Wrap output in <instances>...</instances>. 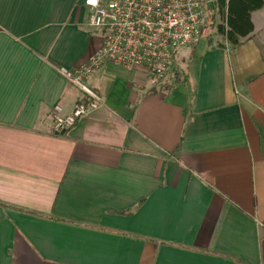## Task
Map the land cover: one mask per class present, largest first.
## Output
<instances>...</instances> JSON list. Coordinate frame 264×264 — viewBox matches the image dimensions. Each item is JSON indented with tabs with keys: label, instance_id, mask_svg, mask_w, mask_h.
Listing matches in <instances>:
<instances>
[{
	"label": "crops",
	"instance_id": "0c3cea01",
	"mask_svg": "<svg viewBox=\"0 0 264 264\" xmlns=\"http://www.w3.org/2000/svg\"><path fill=\"white\" fill-rule=\"evenodd\" d=\"M88 16L0 0V264H264V6L237 46L176 52L173 88L105 63L103 105L57 132L83 98L57 69L102 42Z\"/></svg>",
	"mask_w": 264,
	"mask_h": 264
},
{
	"label": "built area",
	"instance_id": "2783aa9c",
	"mask_svg": "<svg viewBox=\"0 0 264 264\" xmlns=\"http://www.w3.org/2000/svg\"><path fill=\"white\" fill-rule=\"evenodd\" d=\"M215 0H83L89 10L88 25L102 36L100 47L86 62L58 72L83 93V98L65 112L55 104L51 110L54 129L72 127L83 115L103 105L100 93L86 78L105 63L128 71L140 69L152 82H163L175 53L194 47L201 40L207 6Z\"/></svg>",
	"mask_w": 264,
	"mask_h": 264
},
{
	"label": "trees",
	"instance_id": "16d2710c",
	"mask_svg": "<svg viewBox=\"0 0 264 264\" xmlns=\"http://www.w3.org/2000/svg\"><path fill=\"white\" fill-rule=\"evenodd\" d=\"M264 6V0H215L207 6L205 23L201 29V39L208 44L222 46L224 42L231 46H237L241 40L253 31L251 13ZM219 15L220 22L213 25L214 14ZM212 23L216 33L222 36V41L214 42L208 35L209 25ZM205 37V38H204ZM157 83V82H156ZM165 89L173 88L175 82L168 83L166 80L159 82Z\"/></svg>",
	"mask_w": 264,
	"mask_h": 264
},
{
	"label": "rangeland",
	"instance_id": "374dc122",
	"mask_svg": "<svg viewBox=\"0 0 264 264\" xmlns=\"http://www.w3.org/2000/svg\"><path fill=\"white\" fill-rule=\"evenodd\" d=\"M213 20V25H216L217 23H219L220 22V18H219V15H217L216 13L214 14V18L212 19ZM212 23L209 25V29H210V31H208V35H210V40H212L213 41V43L214 42H217V41H220V40H222V36H220L219 34H217L216 33V28H214L213 27V25H212ZM90 27V26H89ZM91 28V30H93V31H96L97 29H95V28H93V27H90ZM205 38V37H204ZM203 40H205V39H203ZM192 47H182V48H179L178 50H177V52L178 53H180V52H183V51H185V50H187V49H191ZM179 56V55H178ZM175 70V69H174ZM172 75V73L171 72H169L168 74H167V78L169 77L170 78V76ZM166 78V79H167ZM155 84H156V88H158V90H165V86H164V84L163 85H161V86H158V83L159 82H154Z\"/></svg>",
	"mask_w": 264,
	"mask_h": 264
},
{
	"label": "water",
	"instance_id": "95a60500",
	"mask_svg": "<svg viewBox=\"0 0 264 264\" xmlns=\"http://www.w3.org/2000/svg\"><path fill=\"white\" fill-rule=\"evenodd\" d=\"M64 132V130H62V133Z\"/></svg>",
	"mask_w": 264,
	"mask_h": 264
}]
</instances>
